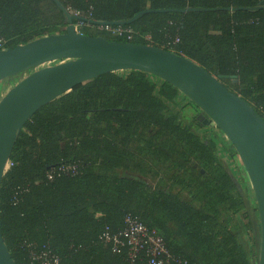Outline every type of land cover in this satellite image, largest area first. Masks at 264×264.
I'll return each instance as SVG.
<instances>
[{"label":"trees","instance_id":"trees-1","mask_svg":"<svg viewBox=\"0 0 264 264\" xmlns=\"http://www.w3.org/2000/svg\"><path fill=\"white\" fill-rule=\"evenodd\" d=\"M60 1L134 36L129 41L95 24L81 26L82 33L165 48L230 76L223 83L264 118V0ZM67 25L54 0H0L6 48ZM182 97L156 75L120 70L81 83L33 115L0 192L2 234L17 264H42L34 254L47 249L59 264H150L146 251L132 263L127 245L115 250L104 239L123 231L128 215L186 264H253L234 217L247 210V197L216 142L181 118ZM73 162L82 163L80 174L48 177L53 167ZM258 218L243 227L256 244Z\"/></svg>","mask_w":264,"mask_h":264},{"label":"water","instance_id":"water-1","mask_svg":"<svg viewBox=\"0 0 264 264\" xmlns=\"http://www.w3.org/2000/svg\"><path fill=\"white\" fill-rule=\"evenodd\" d=\"M68 19L62 33L51 34L0 50V81L49 62L12 87L0 101V192L19 133L33 115L71 89L103 74L140 70L171 83L201 109L203 124L215 123L232 142L252 182L257 198L261 238L258 264H264V118L246 99L193 59L154 45L110 40L81 33L75 20L95 25L105 21L75 15L54 0ZM187 9L183 11H188ZM147 11L137 14L131 23ZM238 83L237 77L233 76ZM0 264H17L5 242L0 218Z\"/></svg>","mask_w":264,"mask_h":264},{"label":"rangeland","instance_id":"rangeland-1","mask_svg":"<svg viewBox=\"0 0 264 264\" xmlns=\"http://www.w3.org/2000/svg\"><path fill=\"white\" fill-rule=\"evenodd\" d=\"M67 60H58L49 62L47 64L34 67L25 72L19 73L10 78L4 79L0 81V101L6 95V93L14 87L18 82L32 74L33 72L50 66L58 65ZM127 70H122L123 74H126ZM180 100V115L183 121L187 124H191L193 128L196 129V132L200 137L205 139L206 141H215L217 146V154L220 161L230 172L235 181L238 182L241 191L247 197V210H243L237 216L235 215L236 222L238 223V230L241 229L240 235L242 236V242L244 247L248 251V254L253 261V264H258L260 258V242L256 244L254 242V233L251 229L245 231L243 229L244 225L249 223L250 218L253 216L257 218V214L259 215V208L257 203V198L254 192V188L248 172L238 154L232 142L228 139V137L224 134V132L213 122L210 124H199L197 122V116L202 113V109L194 103L190 98H184ZM11 162L7 167H10ZM124 174V173H123ZM129 175V174H126ZM139 177L140 176H135ZM184 196V193H181ZM186 197V195H185ZM188 197V196H187ZM258 222L260 223V215L258 218ZM260 225V224H259ZM261 228V225H260ZM261 232V231H260Z\"/></svg>","mask_w":264,"mask_h":264},{"label":"built area","instance_id":"built-area-1","mask_svg":"<svg viewBox=\"0 0 264 264\" xmlns=\"http://www.w3.org/2000/svg\"><path fill=\"white\" fill-rule=\"evenodd\" d=\"M69 11L75 15L83 16L81 11H76L68 8ZM92 25L90 22H86L83 24H75L77 30L82 33L80 30L81 26H90ZM99 30H107L112 32L115 35L122 36L123 34H128L127 38L129 41L133 39L134 32L131 28L124 29L121 27H111L110 25H97ZM6 43L4 37L0 36V50L6 49ZM82 168V163L73 162V163H62L59 166L53 167L49 173L48 177L53 179L55 173L65 174V175H76L80 174ZM106 242H113L114 249L116 250L118 246L122 245L128 246L129 249V257L134 263L139 254L142 251H146L149 256L150 264H171L175 259L178 264H186L180 258H175L168 248L166 247L165 241L161 236L156 234L155 232H150L147 226L141 222L138 218L133 217L132 215H128L126 217V227L121 231L118 235H109L106 234L104 236ZM126 239V240H125ZM126 242H125V241ZM42 264H59L60 259L56 253H54L51 249H47L41 253L34 254Z\"/></svg>","mask_w":264,"mask_h":264}]
</instances>
